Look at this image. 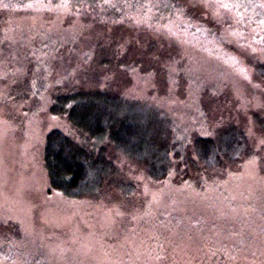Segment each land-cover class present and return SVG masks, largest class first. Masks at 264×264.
<instances>
[{"label": "rangeland", "instance_id": "rangeland-1", "mask_svg": "<svg viewBox=\"0 0 264 264\" xmlns=\"http://www.w3.org/2000/svg\"><path fill=\"white\" fill-rule=\"evenodd\" d=\"M227 2L242 6L240 12L225 7ZM193 4L212 18L237 23L244 39L226 35L237 49L234 56L210 37L204 42L183 29L197 28L196 15L181 8ZM242 24H251L257 44L240 45L251 42ZM114 33L138 35L130 55L144 51L149 37L167 48L159 59L142 57L154 77L145 66L130 65L108 81L131 100L170 110L187 131L172 142L185 149L173 147L168 169L160 172L139 160L146 153L129 157L109 147L120 162L114 176L101 174L98 190V176L84 166V191L67 194L51 186L44 162L49 131L78 136L63 116L48 111L49 95L57 92L52 88L79 79L64 75L59 59L66 54L57 52L75 41L79 50L73 56L81 63L86 57L87 65L72 66L94 65L95 38L115 39ZM254 46L264 55V0H0V264L39 258L41 264H264V150L257 145L237 164L214 168L195 153L219 124L244 125L254 144L264 139L255 132L254 115L264 110V92L245 68ZM208 51L226 61L228 70L201 54ZM108 65L99 66L102 74L112 69ZM44 72L47 94L32 88L43 82Z\"/></svg>", "mask_w": 264, "mask_h": 264}, {"label": "trees", "instance_id": "trees-1", "mask_svg": "<svg viewBox=\"0 0 264 264\" xmlns=\"http://www.w3.org/2000/svg\"><path fill=\"white\" fill-rule=\"evenodd\" d=\"M227 6H229L228 9L234 12H240L239 10L242 8V6L236 7L233 3L229 5L228 2ZM244 6L246 8L249 7L246 5ZM181 8L186 12H193V14L196 15L197 21H199L196 22L197 28L192 26L183 28L187 31L188 35L194 36L193 34L196 33L203 38L201 40H204V42L210 37L217 46L230 56H234L237 49L231 43H228L229 39L226 35L228 34L227 32H234L235 38H233V41L235 42L244 39V37L239 35L237 23L229 21L226 17L224 20H219L218 17L212 18L210 16L212 14L209 15L202 12L197 4H193L191 8L187 5H182ZM249 10L252 11L254 9L249 7ZM242 26L244 27L243 30L245 31V35L249 36L251 42L250 44L247 42L240 45L247 47L252 45V42L253 44H257L258 41H255L257 36L253 35L258 34L250 29L251 24H242ZM138 28L139 27L136 26L133 27L135 30ZM129 29L132 28L129 27ZM179 29L183 30L182 28ZM114 34L115 39H106L104 37L100 39L98 37L95 38L97 43L93 47V55H99V62H95L94 65H83L81 68H79L80 66L76 68L72 66L73 64L76 66L77 64L82 65L86 63L84 62L86 59L84 56L82 58V63L81 60L76 62L80 59V56H73V54L79 50L75 41L68 42L62 51L58 50L57 52L66 54V57L62 56L59 59L61 60L59 67L65 73L64 75L66 76L68 73H73L74 77L76 75L80 79L72 81V83L66 87H53L52 89L57 90V92H51L48 98V111L63 116L71 124L72 128L78 132L77 137H72L70 130L63 131L59 128L52 129L47 133L44 142V162L51 186L67 194H78L79 191H84L82 190L84 189L83 185L87 180L84 170L85 167L89 168V172L93 174V176H98L95 185L98 190L101 189V174L105 173V178L107 176H114V167L118 159L115 155L116 152H109V147H113L115 151L117 149L122 150L124 154L129 157H133L134 154H137L134 152H138L140 156L146 153L148 156L145 154L139 160L146 161V164L151 165V169L155 168V170H157L158 166L160 172H164L168 169V165L171 162L169 152L173 151V147L180 151H184L185 149H180L179 144H173L172 142L174 139V141L177 140L178 143L180 141V132L187 134V131L183 129V124L173 118V114L170 110L160 107L159 104H155L151 101L150 104L146 99V101L142 99L131 100V96L125 97L122 95L124 93L121 94L120 92H122V90H119L120 88L117 89L116 85L111 88L110 86L112 84L108 81L110 78H114L115 74L118 73L123 66L128 68L127 66L130 65H135L136 68L145 66V69L154 77V69L151 66L147 67L148 62L144 65L142 57L144 54H149L148 56L159 59L165 54L167 48H165L163 44H160L161 47L155 45L153 41L156 38L149 37L150 39L147 38L144 41L148 43L144 51H139L140 49L135 50L140 56H136L137 54L135 56L130 55L133 46H135L132 44L134 38H136V41H139L138 35ZM125 38L126 41L124 43ZM83 39L84 37L78 40ZM86 41L88 42V39H86ZM127 42H129V44H127ZM191 46L201 47L207 50V48L201 45H194L192 43ZM59 49H61V47H59ZM54 50L55 46L52 48L53 52ZM89 51L83 54L88 56ZM172 53V50H170L169 54ZM201 54L209 56L210 59L215 60V63L224 65L225 69L228 70L229 64L217 57V53L216 55L211 53V55H209L201 52ZM110 63H112V69L102 74V71L99 70V66L103 65L107 67ZM40 65L42 70L46 71L47 67L42 63ZM245 68L249 71L248 74L252 77V81L256 80L260 90L264 92V55H262L257 47L254 46L249 50V55H247L245 60ZM112 70L115 71L114 74L111 73ZM62 71L60 75L63 77ZM97 73H101L102 76ZM120 74L121 73H118V75ZM46 75H49V73H43V82L40 81L36 87H32L34 90L46 93L48 87L44 85V82L47 77H49ZM176 75L177 73H175V76ZM98 76L104 78V80L100 82ZM83 77L86 78L84 82L82 79ZM129 78L131 80L130 76ZM125 79L126 83L129 82L126 77ZM176 81L179 80L176 79ZM256 82L254 81V83ZM126 83L122 85L126 87L128 85ZM222 96L223 95H221V97ZM204 106L206 107L207 105ZM108 109L111 111L107 112ZM207 109L211 112L213 106L210 105ZM259 111L254 113L255 117L258 118L257 125L255 124L256 127H254L257 134L264 136V110ZM120 113L122 116L116 118ZM141 122H145L147 126L143 127V124H140ZM170 127L173 130V136L169 140ZM209 132L211 133L210 135L202 137L200 142L201 147L197 148L195 152L198 156H201L204 165L209 168H214L219 164L225 166L237 164V160L242 153H248L250 148L256 149L257 145L259 147L261 146V149L264 150V145L261 144V141L260 144H254L252 142L253 139L248 134L249 132L245 129L244 125L237 126L232 123L219 124L216 126L215 131ZM132 137H135L137 140L133 142L131 140ZM188 138H190V135ZM119 163L117 165H119ZM99 185L100 188L98 187ZM0 259L3 260V248L0 249ZM41 263L42 259L39 258L20 264Z\"/></svg>", "mask_w": 264, "mask_h": 264}, {"label": "snow or ice", "instance_id": "snow-or-ice-1", "mask_svg": "<svg viewBox=\"0 0 264 264\" xmlns=\"http://www.w3.org/2000/svg\"><path fill=\"white\" fill-rule=\"evenodd\" d=\"M224 6L227 7V5ZM261 144L264 145V139L261 140Z\"/></svg>", "mask_w": 264, "mask_h": 264}]
</instances>
